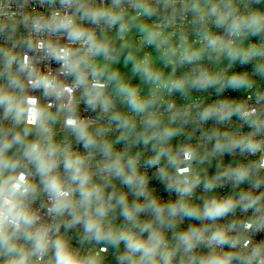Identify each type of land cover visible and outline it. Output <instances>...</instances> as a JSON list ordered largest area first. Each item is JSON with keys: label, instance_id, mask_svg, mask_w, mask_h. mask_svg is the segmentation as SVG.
<instances>
[{"label": "built area", "instance_id": "built-area-1", "mask_svg": "<svg viewBox=\"0 0 264 264\" xmlns=\"http://www.w3.org/2000/svg\"><path fill=\"white\" fill-rule=\"evenodd\" d=\"M143 11L204 52L135 109L95 65ZM0 264H264V0H0Z\"/></svg>", "mask_w": 264, "mask_h": 264}, {"label": "rangeland", "instance_id": "rangeland-1", "mask_svg": "<svg viewBox=\"0 0 264 264\" xmlns=\"http://www.w3.org/2000/svg\"><path fill=\"white\" fill-rule=\"evenodd\" d=\"M147 14L143 11L141 17L130 15L112 36L106 38L107 43L141 51L138 87L134 92L124 94L125 101L134 100L135 109L139 106H159L161 99H165L167 91L164 86L169 84L175 71L171 63L176 60V55L204 52V48L197 46L192 39L151 27L145 20ZM237 50V47L225 48L220 53V60L234 58ZM106 57L111 59L112 55L107 53ZM125 110L131 112L127 106Z\"/></svg>", "mask_w": 264, "mask_h": 264}, {"label": "trees", "instance_id": "trees-1", "mask_svg": "<svg viewBox=\"0 0 264 264\" xmlns=\"http://www.w3.org/2000/svg\"><path fill=\"white\" fill-rule=\"evenodd\" d=\"M107 53L112 55L111 59L106 57ZM95 66L103 81L122 98L124 94L132 93L138 87L141 51L124 45H120L117 50H110L108 43L104 42L103 51Z\"/></svg>", "mask_w": 264, "mask_h": 264}, {"label": "clouds", "instance_id": "clouds-1", "mask_svg": "<svg viewBox=\"0 0 264 264\" xmlns=\"http://www.w3.org/2000/svg\"><path fill=\"white\" fill-rule=\"evenodd\" d=\"M77 35H79V33H77ZM30 102L34 103V101H30ZM69 123H74V121H69ZM185 191H187V189H185ZM230 207H232L230 202L223 203V204H217L215 201H213L212 206L206 210L205 214L208 216H212V217L219 216L227 212ZM215 238H220L221 240H223V233H217L214 239Z\"/></svg>", "mask_w": 264, "mask_h": 264}, {"label": "water", "instance_id": "water-1", "mask_svg": "<svg viewBox=\"0 0 264 264\" xmlns=\"http://www.w3.org/2000/svg\"><path fill=\"white\" fill-rule=\"evenodd\" d=\"M119 48L118 45H116L115 43L111 42L108 44V49L110 50H117Z\"/></svg>", "mask_w": 264, "mask_h": 264}]
</instances>
